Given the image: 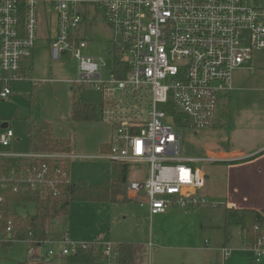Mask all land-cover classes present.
I'll use <instances>...</instances> for the list:
<instances>
[{"label":"built area","instance_id":"1","mask_svg":"<svg viewBox=\"0 0 264 264\" xmlns=\"http://www.w3.org/2000/svg\"><path fill=\"white\" fill-rule=\"evenodd\" d=\"M89 5L99 7L114 28L115 54L129 70L122 79L115 70L110 78L104 77L105 60L83 53L88 45L79 38V29ZM41 17L49 26L56 22L55 35L48 38L52 60L59 62L71 54L78 70L71 84L88 85L101 93L105 122L119 124L99 157L148 165V178L130 182L127 190L146 196L149 218L170 209L210 205L201 194L207 177L196 164L217 160L181 157L182 136L167 121L177 126L172 109L189 120V127H214L218 99L233 90L235 72L249 68L254 54L264 52V8L249 0H0V102L12 95L14 82L29 78L23 68L33 59ZM117 94L120 99H115ZM140 103L148 111L138 110ZM143 115H148V121ZM2 130L0 161L21 165L0 175V191L32 190L45 198L60 197L64 186L73 182L69 164L79 156L58 151L15 152L14 132L9 126ZM3 202L0 193V205ZM3 215L0 210V225ZM13 230L9 221L6 232L0 231V244L12 241ZM51 243L49 239L35 251L42 253ZM60 244L65 245L63 257L76 252L77 245H69L67 233ZM152 247L150 243L148 248ZM252 252L261 262L264 242ZM223 253L229 257L231 250L224 248ZM102 254L107 259L104 264L115 263L116 249L104 245ZM54 257L50 250L43 263Z\"/></svg>","mask_w":264,"mask_h":264},{"label":"rangeland","instance_id":"2","mask_svg":"<svg viewBox=\"0 0 264 264\" xmlns=\"http://www.w3.org/2000/svg\"><path fill=\"white\" fill-rule=\"evenodd\" d=\"M250 4L264 8V0H249ZM56 22L49 26L41 17L39 39L34 51V72L25 81L12 84L13 94L0 103V127L7 123L21 142L16 145V151L29 149V123L25 119L31 117L35 122L47 121L51 124L54 139L70 140L71 153L79 156L72 159L69 168L74 180H85L96 185L109 182L112 178V162L99 156L103 144H108L110 135L117 125L105 122L102 114L103 95L97 93L88 85H72L71 81L78 78L77 62L67 54L59 62H54L50 54L49 36L55 35ZM79 38L87 41L84 55L102 58L106 62L104 77L110 78L114 70V28L107 23L103 11L94 5H89L85 11V19L79 29ZM252 72L244 70L235 73L237 89L231 93L230 117L224 113L229 108V98L221 96L218 99L217 118L213 128L196 129L193 127H177L171 120L168 125L174 126L182 136L180 156L183 158H209V153L219 154L230 151H253L264 140V53L254 56L248 64ZM73 96L84 104L97 105V120L94 122L73 123L70 120ZM37 99V103L33 102ZM115 99L120 97L115 96ZM140 106V108H139ZM145 104H138V110L148 111ZM20 116L21 120H16ZM148 121V115L142 116ZM114 127V128H113ZM4 130L0 129V134ZM62 150L58 151L61 152ZM106 152V151H104ZM219 162V160L217 161ZM244 162V161H243ZM242 162V163H243ZM216 163V162H215ZM202 163L196 164L202 172H211L209 166L215 167L210 173V194L207 200L210 205L189 210L170 209L165 216L148 218L147 207H141L136 201L118 203H72L69 228L64 220H57L51 225L50 241L42 249L33 264H41L43 256L52 250L56 257L44 264H73L67 257L61 255L65 245L64 230L68 229L69 245L94 244L102 252L105 246L112 247L120 243L154 244L148 251V264H264V257L257 263V257L252 251L243 248L241 229L237 226H227L224 214L226 199L219 193L225 187L226 172L222 166L239 165L240 163ZM128 184L135 178L133 171L138 167L130 164ZM206 175V174H205ZM216 191V192H215ZM17 214L25 216L35 214V205L29 203L16 204ZM26 217V216H25ZM232 241L227 244L231 249L229 257H224L222 249L225 244L226 230ZM29 244L16 242L10 248L0 244V264H18L28 262ZM71 248V246H67ZM103 256V254H102ZM107 263L103 259L98 264Z\"/></svg>","mask_w":264,"mask_h":264},{"label":"trees","instance_id":"3","mask_svg":"<svg viewBox=\"0 0 264 264\" xmlns=\"http://www.w3.org/2000/svg\"><path fill=\"white\" fill-rule=\"evenodd\" d=\"M33 72V66L29 67ZM114 70L117 78H124L128 68L121 61L118 54H115ZM171 109V108H169ZM178 127H188L189 120L171 109ZM229 118V109L224 113ZM97 120V107L93 104H84L73 96L71 107L72 122H94ZM31 149L35 152L60 151L69 152L70 141H58L52 137L51 128L48 123L40 125L32 124L29 130ZM241 163V162H237ZM21 164L17 161H0V175L9 174L13 169H18ZM130 164L112 162V178L109 182L96 185L88 184L83 180H73L65 185L62 195L58 198L43 197L40 194L29 190L26 193H12L10 190L1 189L4 202L0 205L3 212V222L0 231L5 233L8 222L13 223L12 241L1 244L4 248H10L16 242L24 241L29 245V262L34 263L35 257L40 253L35 250L39 245L44 246L51 235V225L57 220L66 219L70 216L72 203H118L121 201L131 202L128 199L124 186L128 183ZM35 205L33 216L23 217L16 213V204ZM226 213V225L240 227L244 245L247 250L252 251L262 240L264 242V209H233L224 207ZM226 230V227H225ZM116 260L114 264H147L148 251L140 243H120L115 246ZM35 251L29 253V251ZM103 259L102 252L96 248V244H78L76 252L67 257L68 262L73 264H98ZM29 264V263H26ZM41 264H44L41 262Z\"/></svg>","mask_w":264,"mask_h":264},{"label":"crops","instance_id":"4","mask_svg":"<svg viewBox=\"0 0 264 264\" xmlns=\"http://www.w3.org/2000/svg\"><path fill=\"white\" fill-rule=\"evenodd\" d=\"M49 49H50V47H49ZM260 53H264V52L256 53V54H254V56L257 54H260ZM254 56H253V58H254ZM26 64L27 65L23 68V72L25 74H27V76H29V78H30L32 76V73L34 72V68H35L34 56H33V59L28 61ZM30 66H33V72L30 71V69H29ZM251 69H253V67H251ZM251 69H250V67L249 68H243V69L237 70L235 73H237L238 71H241V70H244L247 72H252ZM236 78H237V76L234 74L233 90L228 95H220V97L225 96L226 99L229 98V103H228V105H229V108H228L229 109V117H230V108H231V102H230L231 93L237 89V85H238ZM35 100L36 101H34V99H33V102L37 103L36 107L37 106L39 107V101L37 99H35ZM95 106H97V105H95ZM71 107H72V105H71ZM25 119L29 123L28 133L30 130V126L32 124L40 125V124L45 123V122L48 123L47 121H43V120L37 123L34 120H32L31 117H26ZM16 120H21V117L18 116L16 118ZM70 120H71V114H70ZM73 123H80V122H73ZM48 124L51 128V124L50 123H48ZM9 128L11 129L10 126H9ZM0 129L2 130L1 127H0ZM51 132H52V130H51ZM111 135H110V140H111ZM28 137H29V135H28ZM52 137H53V133H52ZM53 139H54V137H53ZM54 140L70 141V140H59V139H54ZM20 142H21V140L19 138L15 137V139L13 141V145H12L13 151L17 152L16 151V145L19 144ZM109 143H110V141H109ZM109 143L103 144L101 146L102 150L106 151L109 147L108 146ZM70 147H71V141H70V145L68 148L69 151L71 150ZM30 150H32V149H31L30 142H29V149L26 151L23 150L21 152H27ZM209 158H214V160H217V161L219 160V162L216 161L215 164H218V163L232 164V163L241 162L239 165L222 166L221 168H219L221 171L226 172V175L223 177L224 178L223 183H225L224 184L225 187L219 193L227 201L226 205H224V207L227 206L228 208L239 209V210L240 209L263 210L264 209V140H262V142H260V144L257 145L256 149H254L253 151L247 152V151L242 150V151H230L228 153H219V154L209 153ZM135 167H138V171L137 172L135 170L133 171L132 177H135V178L131 182L142 181V180H145L146 178H148L149 170H148L147 164H144V163L138 164V165H135ZM208 170L213 172L215 170V167L209 166ZM211 172L205 173L206 177H207L206 186L201 191V194H203L206 197L210 194V191L208 190V186H212L213 183L215 185L217 184L216 180L213 179V182L211 185L210 176H208V175H210ZM126 190H127V187H126ZM131 194L132 195L129 196L126 192L128 199L131 200L132 202L136 201L140 206H141V203H143V206H141V207H147L148 218H149L150 212H149V205L147 203L146 196L144 194H141V193L140 194L131 193ZM224 214H225V211H224ZM33 215L34 214H27L25 216L28 217V216H33ZM70 215H71V211H70ZM165 215H166V213L161 214V215H157V216L162 217ZM25 216H23V217H25ZM157 216H154V217H157ZM225 218H226V214H225ZM62 220L65 221L66 227L69 226L68 224H70V216L68 218L62 219ZM67 228H69V227H67ZM68 231L69 230L66 229V230H64L63 233L68 234ZM231 241H232V237L226 230L225 244L223 246V249L224 248L228 249L227 244L230 243ZM150 243L154 246V244L151 241L147 245L146 244H143V245L145 247L146 246L148 247V245ZM241 243H242L243 248L246 249L245 245H244L242 232H241ZM94 244H96V243H94ZM223 249H222V254L224 256ZM229 250H231V249H229ZM26 263L32 264L29 261L18 263V264H26Z\"/></svg>","mask_w":264,"mask_h":264},{"label":"water","instance_id":"5","mask_svg":"<svg viewBox=\"0 0 264 264\" xmlns=\"http://www.w3.org/2000/svg\"><path fill=\"white\" fill-rule=\"evenodd\" d=\"M7 127H8V124H7V123H4V124L1 126L2 129H6Z\"/></svg>","mask_w":264,"mask_h":264}]
</instances>
